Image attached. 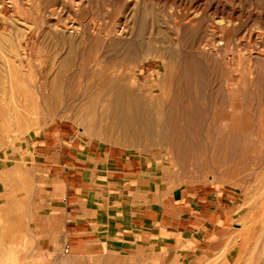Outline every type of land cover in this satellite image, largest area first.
<instances>
[{
  "label": "rangeland",
  "instance_id": "1",
  "mask_svg": "<svg viewBox=\"0 0 264 264\" xmlns=\"http://www.w3.org/2000/svg\"><path fill=\"white\" fill-rule=\"evenodd\" d=\"M107 152L137 197L218 200L209 264H264V0H0V264H129L68 250L51 200L75 197L80 162L109 186Z\"/></svg>",
  "mask_w": 264,
  "mask_h": 264
},
{
  "label": "crops",
  "instance_id": "2",
  "mask_svg": "<svg viewBox=\"0 0 264 264\" xmlns=\"http://www.w3.org/2000/svg\"><path fill=\"white\" fill-rule=\"evenodd\" d=\"M106 160L109 186L100 187L98 182L92 189L91 172L80 162L72 167L78 177L75 197H51L71 219L66 222L68 250L79 256L125 258L129 264H209L210 245L226 227L218 200L184 193L137 197L129 162L110 152ZM83 190L87 192L82 196ZM246 245L242 240L239 256ZM234 253L228 252L222 264Z\"/></svg>",
  "mask_w": 264,
  "mask_h": 264
},
{
  "label": "bare ground",
  "instance_id": "3",
  "mask_svg": "<svg viewBox=\"0 0 264 264\" xmlns=\"http://www.w3.org/2000/svg\"><path fill=\"white\" fill-rule=\"evenodd\" d=\"M208 11H210L213 15H219V16H222V17H224V18H226V19H232V18H234L236 15H239L235 10H234V8H233V6L229 3V6H215V7H209L208 8ZM247 17L248 18H251V15H247ZM259 17H261V16H259ZM67 32V31H66ZM73 34V33H72ZM64 35V34H63ZM70 36V35H69ZM120 38V36L119 35H113V37L111 38V40L112 41H115V42H119L120 41V43L122 42V40L121 39H119ZM178 50V49H177ZM217 50L219 51V48L217 47V48H209V49H207V50H204L203 51V53L204 54H202V56L204 57V58H206V59H210L211 57H216L217 58ZM157 55H159L160 57H162V58H160L161 60H163V62H164V65H165V61H166V63H170V56L169 55H171V54H168V53H166V52H159V53H156ZM218 59V58H217ZM215 62V61H214ZM216 64H217V61L215 62ZM121 80V79H120ZM119 80V81H120ZM119 81H116V87L114 88L115 89V91H114V93H112L113 94V98H112V100H110L112 103H117L118 101H119V95H118V93H117V88L118 87H120V84H119ZM122 85V84H121ZM133 87V86H132ZM134 88V87H133ZM123 90H124V92H123V94H124V96L126 97V98H136V97H139V92L137 91V89H132L131 87H129V86H127V84L126 85H124V87H123ZM40 97H41V100H42V102L44 103L45 101H46V98H49V100H50V102H54V98H55V96L53 95V93H50V95L48 94V96L44 93V94H40ZM111 98V97H110ZM119 124V123H118ZM116 125V123H114V121H111L110 122V126H111V128L114 126V127H116L115 126ZM118 126H120L121 127V129L125 132V134H126V128H124L122 125H121V123L118 125ZM106 128V127H105ZM129 129V128H128ZM127 129V130H128ZM119 136L118 135V133H116L115 132V134H113L112 133V137H114V136ZM174 157V156H173Z\"/></svg>",
  "mask_w": 264,
  "mask_h": 264
}]
</instances>
